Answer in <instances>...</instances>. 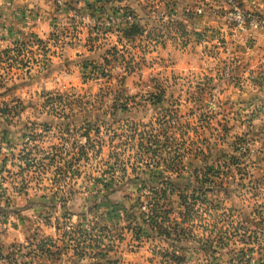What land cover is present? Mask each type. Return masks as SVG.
I'll list each match as a JSON object with an SVG mask.
<instances>
[{
	"label": "rangeland",
	"instance_id": "374dc122",
	"mask_svg": "<svg viewBox=\"0 0 264 264\" xmlns=\"http://www.w3.org/2000/svg\"><path fill=\"white\" fill-rule=\"evenodd\" d=\"M48 1L0 9V264H264V29Z\"/></svg>",
	"mask_w": 264,
	"mask_h": 264
},
{
	"label": "crops",
	"instance_id": "0c3cea01",
	"mask_svg": "<svg viewBox=\"0 0 264 264\" xmlns=\"http://www.w3.org/2000/svg\"><path fill=\"white\" fill-rule=\"evenodd\" d=\"M182 1L178 6H185L187 3L191 0H180ZM197 1V0H196ZM198 4L208 2L211 5V8L213 13L211 15L218 16V14L221 12L219 8L222 6L223 2L220 0H198ZM241 4H243L247 8H256L261 12H264V0H239ZM48 0H0V9L2 8L4 10V14H7L6 16H9L8 20L9 22H12L14 20V16L18 13H25V11L31 12L30 8L33 7L34 11L33 13H36L37 11H44V7H48ZM10 5H17V10L19 12H14L15 8ZM14 10V11H13ZM217 12V13H216ZM14 15V16H13ZM219 17V16H218ZM223 19L224 17L221 16ZM224 21V19H223ZM226 21V20H225ZM49 22H40L35 27V32L39 34H44L42 32L47 26ZM245 37L243 39L245 50L247 52L248 61L252 62V64H255L256 62L260 60V64L264 68V30H256L251 33L245 32ZM256 54L257 57H254L253 55ZM256 63V64H257Z\"/></svg>",
	"mask_w": 264,
	"mask_h": 264
},
{
	"label": "built area",
	"instance_id": "2783aa9c",
	"mask_svg": "<svg viewBox=\"0 0 264 264\" xmlns=\"http://www.w3.org/2000/svg\"><path fill=\"white\" fill-rule=\"evenodd\" d=\"M56 3L61 6V8L69 5L72 0H55ZM227 8H225L224 15L230 22L236 24L237 27L249 31L253 29H264V12L255 11L253 9H248L239 3L237 0H225ZM205 5L202 4L197 7V14L203 15L206 12ZM168 16V15H167ZM133 16L131 14L127 15L126 21L133 22Z\"/></svg>",
	"mask_w": 264,
	"mask_h": 264
},
{
	"label": "trees",
	"instance_id": "16d2710c",
	"mask_svg": "<svg viewBox=\"0 0 264 264\" xmlns=\"http://www.w3.org/2000/svg\"><path fill=\"white\" fill-rule=\"evenodd\" d=\"M138 30H139V26L138 25H132L131 24V27H129V28H127L126 30H125V33H126V35L128 36V37H134V35L138 32ZM168 184H170V182L168 183ZM165 190V189H164ZM113 192V191H112ZM109 193H107V195H108ZM163 194H165V192H163ZM163 196V195H162ZM165 198V197H164ZM105 199H106V201H109L110 200V198L109 197H107V196H105ZM158 202V201H157ZM117 206H120L122 203L121 202H117V203H115ZM157 204V203H156ZM159 204V203H158ZM155 210V209H154ZM153 218V217H152ZM151 218V219H152ZM150 219V220H151ZM152 222H157V219H152Z\"/></svg>",
	"mask_w": 264,
	"mask_h": 264
}]
</instances>
